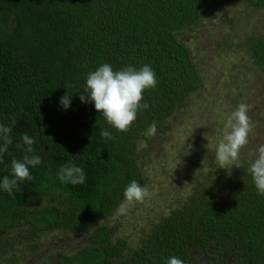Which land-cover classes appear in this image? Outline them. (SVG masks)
<instances>
[{
    "label": "trees",
    "instance_id": "trees-1",
    "mask_svg": "<svg viewBox=\"0 0 264 264\" xmlns=\"http://www.w3.org/2000/svg\"><path fill=\"white\" fill-rule=\"evenodd\" d=\"M244 1L264 8V0ZM210 3L0 0V124L12 128L13 141L0 158V184L12 177L11 160L25 155L22 133L34 139L29 155L41 159L29 168L32 180L19 181L11 194L0 187V264H16L18 253L32 248H24L28 242L54 230L89 233L87 245L58 254L57 264H166L171 256L184 264H264V196L248 163H213L195 193L138 249L105 223L131 181L145 185L137 155L149 126L161 128L203 86L187 36ZM250 50L264 69V40ZM104 63L114 71L147 64L156 73V87L141 101L149 107L127 132L110 126L94 102L79 99L87 75ZM103 129L115 139L103 138ZM69 163L83 168V184L57 178Z\"/></svg>",
    "mask_w": 264,
    "mask_h": 264
},
{
    "label": "rangeland",
    "instance_id": "rangeland-1",
    "mask_svg": "<svg viewBox=\"0 0 264 264\" xmlns=\"http://www.w3.org/2000/svg\"><path fill=\"white\" fill-rule=\"evenodd\" d=\"M187 37L203 86L155 136L147 134L139 142L137 159L148 195L143 202H133L125 214L116 210L105 222L133 250L195 193L203 175L212 172L223 129L239 104L251 106L248 115L254 127L238 165L250 164L254 159L250 153L264 144V69L255 64L250 50L252 42L264 40V8L244 0H211L201 23ZM88 239L89 233L43 232L14 261L57 264L58 254L82 248Z\"/></svg>",
    "mask_w": 264,
    "mask_h": 264
},
{
    "label": "clouds",
    "instance_id": "clouds-1",
    "mask_svg": "<svg viewBox=\"0 0 264 264\" xmlns=\"http://www.w3.org/2000/svg\"><path fill=\"white\" fill-rule=\"evenodd\" d=\"M157 85L156 73L147 64L139 69L127 66L121 70L114 71L112 66L104 63L95 71L87 75L84 92L79 94L82 103L94 102V107L98 113H102L107 123L119 132H127L132 123L137 118L140 109H147L148 103H141L144 99L143 92L146 89L155 88ZM71 87V84L68 85ZM71 96L66 94L61 97L60 103L64 109L70 106ZM251 106L245 103L238 105L235 111L228 117L223 129L222 139L216 147V160L224 168L225 165L239 167L241 149L249 143V135L253 131V123L248 115ZM13 123H16L15 121ZM12 128L0 124V158L8 151V146L13 143L11 139ZM148 134L155 136L157 125L153 122L148 130ZM101 136L107 140L115 139L108 129L101 131ZM25 155L22 159L11 160V174L9 178H3L2 187L9 194L17 187L19 181L32 180L30 166L41 163V159L36 155H29L33 152L32 145L34 139L27 133L21 134ZM254 157L251 160L248 172L259 195L264 196V144L258 146L250 153ZM57 178L61 183L79 185L85 182V173L82 167L74 164L62 166ZM124 200L118 205V213L125 214L133 202H143L148 195V189L142 187L137 181H131L124 190ZM166 264H184V261L171 256Z\"/></svg>",
    "mask_w": 264,
    "mask_h": 264
}]
</instances>
